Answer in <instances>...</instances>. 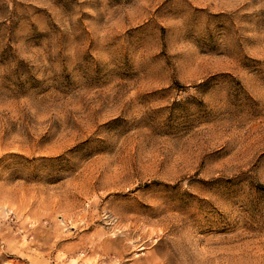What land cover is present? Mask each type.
I'll return each instance as SVG.
<instances>
[{
    "label": "rangeland",
    "instance_id": "rangeland-1",
    "mask_svg": "<svg viewBox=\"0 0 264 264\" xmlns=\"http://www.w3.org/2000/svg\"><path fill=\"white\" fill-rule=\"evenodd\" d=\"M0 264H264V0H0Z\"/></svg>",
    "mask_w": 264,
    "mask_h": 264
}]
</instances>
